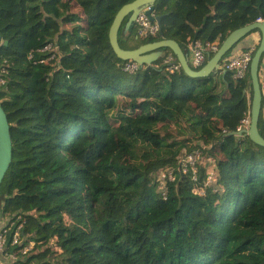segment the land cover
<instances>
[{"label":"trees","instance_id":"obj_1","mask_svg":"<svg viewBox=\"0 0 264 264\" xmlns=\"http://www.w3.org/2000/svg\"><path fill=\"white\" fill-rule=\"evenodd\" d=\"M132 1L0 0V54L10 62L0 103L13 140L0 208L22 215L23 244L35 243L5 264H264V146L233 133L251 114L250 71L192 77L170 73L164 57L125 71L109 30ZM154 13L157 36L137 39L127 18L122 48L221 45L264 20V0H157ZM50 39L58 57L41 62ZM258 126L264 136V97ZM195 149L216 162L213 186L204 167L198 181L179 169L182 152ZM167 168L176 177L164 198Z\"/></svg>","mask_w":264,"mask_h":264},{"label":"water","instance_id":"obj_2","mask_svg":"<svg viewBox=\"0 0 264 264\" xmlns=\"http://www.w3.org/2000/svg\"><path fill=\"white\" fill-rule=\"evenodd\" d=\"M156 1L157 0H134L123 5L118 11L109 30L110 44L118 58L122 60H134L141 65H151L162 56V49L169 48L176 55L181 68L186 74L192 77H207L220 69L226 54L243 38L254 30H259L261 32V41L250 64V78L253 88L251 123L247 129L237 130L233 133L240 136L248 135L254 142L264 146V136L261 134L258 126L263 102V89L259 71L264 55V21H255L230 32L214 55H209L206 64L202 68L196 70L192 68L188 54L185 53L181 45L174 39L152 41L135 49H124L121 47L119 42V31L125 19L128 18L125 24V31H128L137 21L139 13L149 7L146 10L147 15H149L152 20L156 19L159 23L161 22L162 16L153 15ZM2 43V34L0 31V46ZM4 44H8V42H4ZM225 73L224 71L223 75H225ZM12 159L13 140L11 125L8 114L0 103V186L12 163Z\"/></svg>","mask_w":264,"mask_h":264},{"label":"built area","instance_id":"obj_3","mask_svg":"<svg viewBox=\"0 0 264 264\" xmlns=\"http://www.w3.org/2000/svg\"><path fill=\"white\" fill-rule=\"evenodd\" d=\"M149 7L142 10L135 23L138 33L141 37H149L155 35L160 28V24L157 20H152L149 15H147L146 10ZM263 21L262 19H260ZM56 40L51 39L39 49L41 52L45 53L47 56L41 59V62L48 63L49 61L56 59L58 57V45ZM212 49L214 52L218 49V43L209 45L207 48L199 40L191 41L188 45V51L190 53V63L194 69H199L207 61V51ZM254 49L243 50L238 53H233L227 56L221 66L222 70L230 71L235 79H242L247 75L250 63L252 60ZM32 57V54L30 55ZM165 63L168 64V71L170 73L175 72L180 68L174 55L172 53L165 54ZM10 62L7 57L0 54V87H3L7 83V76L10 72ZM140 64L135 61L125 62L123 69L127 72L133 73L139 70ZM262 75L264 76V65L262 67ZM250 115L244 117L240 123L239 130L248 128L250 125ZM202 160V152L199 149L193 151H184L179 156L178 165L179 169L183 173L191 172L193 180L198 181L199 177V163ZM205 186H213L217 182L218 178V168L216 162L213 158L208 157L207 164L205 166ZM175 170L173 168L165 169L159 173L158 181L160 188L162 190V195L166 198L168 183L175 181ZM205 186L197 189L200 193H205ZM15 227V229H14ZM24 221H22V215H18L16 219H10L8 225L0 230V254H4L6 261H0V264L9 263L10 261L16 260L22 256H27L34 251L35 243L29 242L23 244L27 239L23 235ZM14 229V230H13ZM11 236V237H10ZM11 243L13 246H20L18 251H8V245ZM57 249L55 242L48 245Z\"/></svg>","mask_w":264,"mask_h":264},{"label":"crops","instance_id":"obj_4","mask_svg":"<svg viewBox=\"0 0 264 264\" xmlns=\"http://www.w3.org/2000/svg\"><path fill=\"white\" fill-rule=\"evenodd\" d=\"M261 32L260 31H256V32H253L249 35H247L245 38H243L236 46H235V49L233 50L232 53H238L242 50H245L247 48H256L260 41H261ZM264 64V62H263ZM262 78L264 79V76H262ZM261 78V81L263 82L262 83V89H263V93H264V81L263 79ZM247 95L248 97L250 98V95H251V90L250 88H248V91H247ZM201 164H203V167L206 166L207 164V161H202ZM202 166V165H201ZM11 217L10 216H6L2 213L1 211V208H0V230L4 227H6L10 221ZM6 256L4 254H0V261H6Z\"/></svg>","mask_w":264,"mask_h":264},{"label":"clouds","instance_id":"obj_5","mask_svg":"<svg viewBox=\"0 0 264 264\" xmlns=\"http://www.w3.org/2000/svg\"><path fill=\"white\" fill-rule=\"evenodd\" d=\"M153 15L155 16V13H153ZM155 20H156V19H155ZM263 21H264V20H263ZM135 23H136V22H135ZM135 23L133 24V26H135V29H136V31H137V33H138V30H137V28H136ZM204 46H205V45H204ZM219 46H220V45L218 44V48H219ZM249 49H254V51H253V55H254V54H255V51H256V50H255L256 48H248V49H245V50H249ZM217 50H218V49H217ZM217 50H216V51H217ZM216 51H215V52H216ZM242 51H243V50H242ZM207 52H208V51H207ZM215 52H214V53H215ZM168 53H172V54L174 55L175 59L177 60L176 55H175L173 52H165V53L162 54V56H161L160 58H162V57L165 58V54H168ZM228 53H229V52H228ZM228 53L226 54L225 58H226L227 56H229ZM231 54H233V53H231ZM231 54H230V55H231ZM188 56H189V60H190V53H189V51H188ZM208 57H209V54L207 53V61H208V59H209ZM225 58H224V59H225ZM252 58H253V56H252ZM128 61H130V60H128ZM132 61H134V60H132ZM177 61H178V60H177ZM207 61H206V62H207ZM223 61H224V60H223ZM251 61H252V60H251ZM206 62H205V64H206ZM177 63L180 65L179 61H178ZM222 63H223V62H222ZM222 63H221V66H222ZM190 64H191V63H190ZM205 64H204V65H205ZM250 64H251V63H250ZM204 65H203V66H204ZM263 65H264V64L261 63L260 71H259V72H260V79H261L262 76H263V75H262V72H261V71H262V67H263ZM140 66H143V65L140 64ZM203 66H202V67H203ZM180 67H181V65H180ZM202 67H200V68H202ZM192 68H193V67H192ZM200 68H199V69H200ZM193 69H194V68H193ZM196 70H198V69H196ZM220 70L223 71V72L225 71V70H222L221 67H220ZM248 70L250 71V67H249ZM225 72H230V71H225ZM247 74H248V72H247ZM232 75H233V74H232ZM246 76H247V75H246ZM246 76H245V77H246ZM234 79H235V78H234ZM262 79H263V78H262ZM263 81H264V79H263ZM261 82H262V81H261ZM262 83H263V82H262ZM263 97H264V93H263ZM250 120H251V114H250ZM250 123H251V121H250ZM249 126H250V125H249ZM246 129H247V128H246ZM238 130H239V129H238ZM203 147H204V146H203ZM192 151H193V150H192ZM200 151H201V150H200ZM207 159H208V157H207ZM201 162H202V161H200V163H199V171H200V168L203 167V164H201ZM201 165H202V166H201ZM204 168H205V167H204ZM188 173H191V172H188ZM191 175H192V174H191ZM166 197H167V195H166ZM164 198H165V197H164Z\"/></svg>","mask_w":264,"mask_h":264},{"label":"rangeland","instance_id":"obj_6","mask_svg":"<svg viewBox=\"0 0 264 264\" xmlns=\"http://www.w3.org/2000/svg\"><path fill=\"white\" fill-rule=\"evenodd\" d=\"M65 27H71V24H66L65 25ZM135 32H136V34H137V31H136V29H135ZM138 35V34H137ZM124 36H126V35H124ZM132 41V40H131ZM131 43H133V41L131 42ZM134 44V43H133ZM235 49V48H234ZM233 49V50H234ZM233 50H231L229 53H228V55H230L232 52H233ZM197 143L196 142H190L189 143V147H192V146H194V145H196ZM207 161V157L205 156V154H202V160L201 161Z\"/></svg>","mask_w":264,"mask_h":264},{"label":"flooded vegetation","instance_id":"obj_7","mask_svg":"<svg viewBox=\"0 0 264 264\" xmlns=\"http://www.w3.org/2000/svg\"><path fill=\"white\" fill-rule=\"evenodd\" d=\"M160 24V23H159ZM159 30H160V28H159ZM159 32V31H158ZM158 32L155 34V35H152L153 37H155V36H157V34H158ZM138 35L136 36V38L137 39H143V38H145V37H141L140 35H139V33H137ZM141 37V38H140ZM161 40V39H160ZM155 41H157V40H155ZM149 43V42H148ZM162 51H163V53H165V52H169L168 50H166V48H164V49H162Z\"/></svg>","mask_w":264,"mask_h":264}]
</instances>
